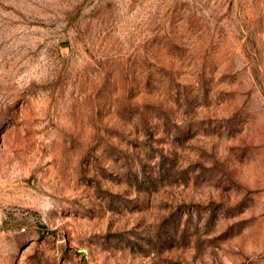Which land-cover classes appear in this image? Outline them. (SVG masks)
Masks as SVG:
<instances>
[{"label":"rangeland","instance_id":"rangeland-1","mask_svg":"<svg viewBox=\"0 0 264 264\" xmlns=\"http://www.w3.org/2000/svg\"><path fill=\"white\" fill-rule=\"evenodd\" d=\"M0 264H264V0H0Z\"/></svg>","mask_w":264,"mask_h":264}]
</instances>
